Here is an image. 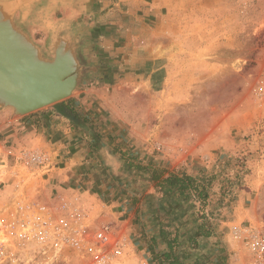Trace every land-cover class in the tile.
Masks as SVG:
<instances>
[{
	"label": "rangeland",
	"instance_id": "obj_1",
	"mask_svg": "<svg viewBox=\"0 0 264 264\" xmlns=\"http://www.w3.org/2000/svg\"><path fill=\"white\" fill-rule=\"evenodd\" d=\"M4 1L45 56L66 39L79 78L68 98L123 147L186 171L239 159L226 170L238 172L234 188L215 205V236L190 251L202 264H264V0ZM13 146L45 151L50 183L112 207L113 223L158 264L143 218L106 186L125 173L110 145L92 151L52 104L24 115L0 107V151Z\"/></svg>",
	"mask_w": 264,
	"mask_h": 264
},
{
	"label": "built area",
	"instance_id": "obj_2",
	"mask_svg": "<svg viewBox=\"0 0 264 264\" xmlns=\"http://www.w3.org/2000/svg\"><path fill=\"white\" fill-rule=\"evenodd\" d=\"M52 168L32 146L0 151V264H147L112 207L51 184Z\"/></svg>",
	"mask_w": 264,
	"mask_h": 264
},
{
	"label": "trees",
	"instance_id": "obj_3",
	"mask_svg": "<svg viewBox=\"0 0 264 264\" xmlns=\"http://www.w3.org/2000/svg\"><path fill=\"white\" fill-rule=\"evenodd\" d=\"M54 107L74 129L82 130L92 151L110 145L112 154L119 156L125 173L108 174L106 186L135 206L136 221L143 218V227L149 232L146 248L152 259L158 264H202L201 255L193 252L201 239L215 236V205L234 188L238 172L227 174L226 170L233 164L239 166V159H225L222 169L214 172L202 168L186 171L177 164L171 167L170 160L157 161L130 144L123 147L115 134L99 129L96 117L74 105L72 98L59 101ZM99 165L102 174L107 172L105 165ZM147 186L152 192H145Z\"/></svg>",
	"mask_w": 264,
	"mask_h": 264
},
{
	"label": "water",
	"instance_id": "obj_4",
	"mask_svg": "<svg viewBox=\"0 0 264 264\" xmlns=\"http://www.w3.org/2000/svg\"><path fill=\"white\" fill-rule=\"evenodd\" d=\"M9 8V2L0 0V107L14 115L27 109L24 115L68 98L78 85L77 63L62 36L48 47L52 56H45ZM9 95L19 106L7 103Z\"/></svg>",
	"mask_w": 264,
	"mask_h": 264
},
{
	"label": "bare ground",
	"instance_id": "obj_5",
	"mask_svg": "<svg viewBox=\"0 0 264 264\" xmlns=\"http://www.w3.org/2000/svg\"><path fill=\"white\" fill-rule=\"evenodd\" d=\"M12 11V10H11ZM14 16V15H13ZM66 81H64V83H65ZM72 91V88L70 89V92ZM33 94V93H32ZM35 95V94H34ZM28 97H30V96H25L24 98H28ZM34 97V96H33ZM6 99H7V103H13V104H15V105H17V106H19L18 105V103H19V101H17L16 99H13L12 97H10V95L9 96H7L6 97ZM24 99H22V101H23ZM21 102V101H20ZM20 104V103H19ZM23 111H19V114H23V113H25L26 111H27V109H22ZM29 110V109H28ZM31 110V109H30Z\"/></svg>",
	"mask_w": 264,
	"mask_h": 264
}]
</instances>
